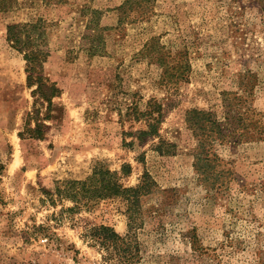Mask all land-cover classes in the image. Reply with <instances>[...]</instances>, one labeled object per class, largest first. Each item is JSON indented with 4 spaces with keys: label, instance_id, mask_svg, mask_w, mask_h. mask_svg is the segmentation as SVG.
I'll use <instances>...</instances> for the list:
<instances>
[{
    "label": "rangeland",
    "instance_id": "1",
    "mask_svg": "<svg viewBox=\"0 0 264 264\" xmlns=\"http://www.w3.org/2000/svg\"><path fill=\"white\" fill-rule=\"evenodd\" d=\"M125 1L18 0L0 12V264H264V0H144L120 23ZM93 10L108 26L99 40ZM38 19L49 40L44 74L61 92L44 137L32 138L36 87L7 26ZM152 98L171 105L160 126L170 153L155 149L158 137L135 136L145 125L130 110ZM37 105L45 117L47 104ZM193 108L228 118L230 130L246 126L242 139L215 142L230 172L220 189L195 170ZM125 163L126 185L145 172L157 182L132 225L122 198L72 213L71 200L52 203L41 189ZM100 224L131 241L132 260L93 238Z\"/></svg>",
    "mask_w": 264,
    "mask_h": 264
},
{
    "label": "trees",
    "instance_id": "2",
    "mask_svg": "<svg viewBox=\"0 0 264 264\" xmlns=\"http://www.w3.org/2000/svg\"><path fill=\"white\" fill-rule=\"evenodd\" d=\"M43 1L46 4H63L69 0ZM143 1L126 0L119 7V22H124L130 11L138 12ZM17 3L18 0H0V12L10 11ZM100 14V10H93V35H97L98 40L101 38V30L108 28V26L100 24ZM87 28L90 30L89 27ZM7 40L23 54L26 60L28 85L29 87H36L32 91L35 97V110L28 115L26 131L32 138H43L48 127L44 121L50 117L52 100L61 92L57 83L51 81L44 74V65L50 55L48 32L44 20L8 24ZM172 74H170V79L184 77L185 69L176 72V76ZM177 79L174 82H177ZM243 90L246 91L245 88ZM38 103L47 104L49 112L45 117H41ZM169 106L171 105L167 104L166 106L161 101L152 98L143 110L138 105L130 110V116L145 125L144 128L137 130L136 138L143 141L149 137H158L159 141L155 145V149L161 154L170 153V150L165 148L166 146L175 147V144L164 140L160 134V126L166 118ZM32 121H37L34 127L31 126ZM228 121V118L227 122L221 120L217 113L212 110L193 108L187 110L186 113V122L198 140L200 148L195 156L194 167L200 180L210 186L211 189H220L227 185L230 180L229 170L222 168L223 159L214 149L215 142L225 143L232 138L242 139L244 137L243 132H238L239 127H246L241 123L242 121L233 130L226 126L229 124ZM131 172L132 165L130 163L123 164L121 171L112 170L103 164H97L92 173L85 179L57 180L54 187H42L41 189L52 203H56L58 200H71L74 205L67 210L72 213L102 200L122 198L127 206L126 214L129 218V224L132 225L142 212V196L154 192L157 188V182L151 174L145 172L136 186H128L123 182V178L129 176ZM91 235L108 248H121L124 251V259L132 260L134 258L131 241L127 237L119 235L113 227L105 224L94 225L91 229Z\"/></svg>",
    "mask_w": 264,
    "mask_h": 264
}]
</instances>
